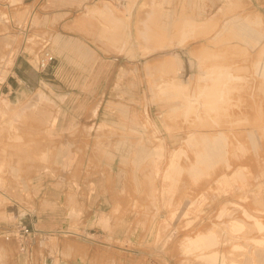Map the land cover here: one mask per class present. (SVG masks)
Returning <instances> with one entry per match:
<instances>
[{"label":"rangeland","instance_id":"374dc122","mask_svg":"<svg viewBox=\"0 0 264 264\" xmlns=\"http://www.w3.org/2000/svg\"><path fill=\"white\" fill-rule=\"evenodd\" d=\"M183 20L189 31L179 27ZM44 41L63 71H43V85L8 96L3 85L15 59L36 63ZM263 50L264 0H0V221L11 224L0 244L14 249L0 264H19L13 259L20 255L30 264L15 228L33 226L20 218L32 208L16 195L28 193L29 202L41 176L55 185L86 183L90 195L104 182L120 186L107 209L90 203L70 213L85 220L84 236L63 233L79 234L76 227L42 232L40 241L55 248L85 247L83 257L62 252L66 260L205 264L184 252L183 240L210 228L223 241L209 252L215 264L238 260L235 246L264 237L254 225L259 219L264 227V70L257 68ZM219 70L237 79L215 83ZM27 79L36 85L34 73ZM216 137L224 153L201 162ZM236 219L248 226L239 234L228 227ZM126 225L136 229L137 242L100 236Z\"/></svg>","mask_w":264,"mask_h":264},{"label":"crops","instance_id":"0c3cea01","mask_svg":"<svg viewBox=\"0 0 264 264\" xmlns=\"http://www.w3.org/2000/svg\"><path fill=\"white\" fill-rule=\"evenodd\" d=\"M50 5V4H49ZM60 11V10H59ZM55 62L45 71L48 72V75H54L58 72L63 71V68H58L59 60L55 57ZM31 58L26 55H19L9 70L8 79L6 83L3 85V90L6 91L8 96L18 97L21 92H32L33 87H39L43 85V76L47 75L44 72H38L36 69V63ZM29 73H34L36 75V85L32 86L27 79V75ZM48 80V78H47ZM47 87L50 88L51 92H53L54 86L52 84H46ZM133 123V121H132ZM189 143L191 142L188 141ZM193 142V141H192ZM224 147V145H223ZM163 149V145H162ZM224 152V148H223ZM194 167V166H193ZM196 169V167H194ZM193 171V169L191 170ZM197 171V169H196ZM194 172V171H193ZM96 191L94 194H88L86 183L79 182L78 187L71 185H55L48 181V179H44V177H40L33 180V185L30 188L29 193L31 194V200L28 202L26 200V196L28 193L22 191L20 194L17 193L16 197L20 198L22 203L21 205H30L32 208L31 212H26L23 217L26 221L25 223L32 224L36 229H38L41 233L38 234L37 239L27 248V252L31 253L30 264H140L137 259L132 261H119V260H99L96 262H92L90 260H82L81 258L77 261L66 260L62 258V252H67L69 249L73 251H79L82 253V257L85 251V247H82L81 243L64 245L59 244L57 248L52 244H49V241H40L42 240L41 234L46 233L47 235H55V232H59V230L63 228H78L77 233L68 232L67 230H63L65 234H72L75 236H84L87 232L85 220H71L70 213L77 211H81V206H86L92 203L97 207V210L107 209L110 204H113L117 201V191L119 189V184L115 182H111L108 184L107 182L102 183V185H95ZM90 201V202H89ZM77 205V209H75V205ZM111 207V206H110ZM19 208V206H18ZM12 208L9 209V211ZM84 210V211H85ZM16 214H20L21 208L17 210L16 207L12 210ZM0 216H2V212H0ZM84 221V222H83ZM17 222V221H16ZM3 223V224H1ZM6 222L0 221V240L3 239L5 241V237L10 235V225L6 226ZM129 225L124 226L122 229H116L112 233H108L105 231L100 232V236L102 238H110L112 240H118L124 238L126 236H130V239L135 243L137 242V238L135 235L136 229L129 231ZM61 232V231H60ZM91 232V231H89ZM52 233V234H51ZM42 234V235H46ZM51 237V236H47ZM44 238V239H47ZM82 239V238H77ZM81 241V240H80ZM10 246L7 243L0 244V257L2 259H7L8 252L12 251ZM14 256V255H13ZM26 256V255H25ZM24 255H20L19 257H14L13 262L19 264H27L26 258ZM35 259V260H33Z\"/></svg>","mask_w":264,"mask_h":264},{"label":"bare ground","instance_id":"6f19581e","mask_svg":"<svg viewBox=\"0 0 264 264\" xmlns=\"http://www.w3.org/2000/svg\"><path fill=\"white\" fill-rule=\"evenodd\" d=\"M52 1L53 0H48V3L49 4H51L52 3ZM135 1V0H134ZM133 4H134V2H133ZM132 6V5H131ZM175 6H176V4H175ZM174 6V7H175ZM187 6V5H186ZM130 8H133V7H130ZM175 8H177V7H175ZM189 9V8H188ZM182 10V9H181ZM184 10V9H183ZM132 11V10H131ZM150 12L152 11V12H154V10H149ZM187 11V10H186ZM199 11V10H198ZM175 12H177V10H175ZM174 12V13H175ZM179 12V11H178ZM181 12V11H180ZM184 12V11H183ZM183 12H182V14H183ZM173 13V12H172ZM155 14V13H154ZM175 14H177V13H175ZM174 14V15H175ZM184 14H185V12H184ZM179 15H180V13H179ZM178 15V16H179ZM186 15V14H185ZM172 16V15H171ZM187 16V15H186ZM198 16H202V12H199V14H198ZM153 17H154V15H153ZM155 18V17H154ZM174 18V17H173ZM172 18V19H173ZM179 18V17H178ZM181 18H183L182 16L180 17V19ZM156 19V18H155ZM175 19V18H174ZM146 20V19H145ZM150 21V20H149ZM167 21V20H166ZM153 22V21H152ZM179 22H181V21H179ZM143 24H144V21L142 22ZM147 23V22H146ZM145 23V24H146ZM169 23V22H168ZM175 23V22H174ZM188 23H189V21L187 22V21H185V20H183L182 21V25L180 24L179 25V27L180 26H186V27H184V28H186V30H188L189 31V26H187L188 25ZM153 24V23H152ZM170 24V23H169ZM256 24L257 25H260L261 24V19L259 20V17H257L256 18ZM171 25V24H170ZM170 25L168 26L169 28H171V27H173V26H171L170 27ZM151 26V25H150ZM178 26V25H177ZM147 27V26H146ZM152 27V26H151ZM163 28V27H162ZM174 28H177V27H174ZM181 28V27H180ZM236 28L240 31V35L241 36H247V37H249L248 35H246L242 30H240L237 26H236ZM143 29V28H142ZM150 29V28H149ZM148 29V30H149ZM179 28H177V30H178ZM182 29V28H181ZM153 30H154V27H153ZM153 30H151V32L153 31ZM173 30V29H172ZM171 30V31H172ZM175 30V29H174ZM173 30V31H174ZM146 31H147V29H146ZM236 31V30H235ZM149 32V31H148ZM147 32V33H148ZM151 32H149L150 34H151ZM160 31H157V33H159ZM156 33V32H155ZM170 33V32H169ZM146 34V33H145ZM163 34V33H162ZM166 33H164L163 35H165ZM238 34H239V32H238ZM151 35H153V33L151 34ZM239 35V36H240ZM181 36L182 37H187V31H184V30H182V34H181ZM150 39V38H149ZM243 39H245V38H243ZM183 41V40H182ZM261 51V50H260ZM263 54V56H262V59H261V61L257 64V68H263V70H264V50H263V52H262ZM260 54V53H259ZM259 56H261V55H259ZM178 56H176V59L178 60L179 58H177ZM247 57V56H246ZM248 59H249V57H247ZM255 58H257V57H255ZM258 59V58H257ZM253 60H254V58H253ZM252 60V61H253ZM254 62V61H253ZM253 64V63H252ZM234 69V68H233ZM232 69V70H233ZM255 69V68H254ZM232 72V71H231ZM264 72V71H263ZM214 71L213 72H211L210 73V76H213L214 75ZM216 74H217V77L215 78V79H213V81L216 83V82H222V81H220L221 79H222V77L223 76H225L226 77V79L227 80H230V79H237V78H233V76H231L230 74H228V73H225V74H222L221 72H220V70L219 71H217L216 72ZM208 76V75H207ZM236 76V75H235ZM238 76V75H237ZM206 79V75L204 76H201L200 77V81L199 82H201V81H204ZM234 81V80H233ZM202 83V82H201ZM200 83V84H201ZM199 84V83H198ZM233 84V83H232ZM238 84V83H237ZM244 84V83H243ZM222 85H226V83L223 81L222 82ZM201 87V86H200ZM230 88V87H229ZM243 89V88H242ZM241 92V91H240ZM218 98H219V100L220 99H222V93L221 94H219L218 96H217ZM231 97V96H230ZM234 98V97H233ZM235 99V98H234ZM233 99V100H234ZM189 103L192 105V100L191 99H189ZM236 104V103H235ZM233 109V108H232ZM235 109V108H234ZM208 146L206 147V153L205 154H203V155H201V157H200V155H199V157L201 158L200 160H201V162H209V161H211V159H212V157H219L220 158V156H222V154L224 153L223 152V140H222V138L221 137H216L215 139H213L212 140V142H210V143H208L207 144ZM200 149V148H199ZM202 149V148H201ZM201 150H199V152H200ZM155 153H156V151H153V153H148V155L150 156L151 154L152 155H155ZM161 154V153H160ZM143 157V156H142ZM141 157V158H142ZM200 161L198 162V163H201ZM206 164V163H205ZM175 168V163L171 166V168H170V170H172V169H174ZM199 167H197L196 166V169H198ZM194 169V168H193ZM171 175H170V172L168 171L167 172V174H166V178H169ZM147 177V176H146ZM148 178V177H147ZM144 179H146V178H143V180ZM149 179V178H148ZM147 179V180H148ZM151 180V179H150ZM145 181V180H144ZM149 181V180H148ZM141 182H142V180H141ZM155 182V181H154ZM145 183H146V181H145ZM150 183V182H149ZM156 183V182H155ZM146 185H147V183H146ZM149 185H151V184H149ZM148 185V186H149ZM145 186V185H144ZM153 186V185H152ZM155 186V185H154ZM151 187V186H150ZM149 187V188H150ZM141 188H142V186H141ZM147 188V187H146ZM154 188V187H153ZM158 190V189H157ZM143 192V191H142ZM144 193V192H143ZM146 194V193H145ZM144 194V195H145ZM147 194H148V191H147ZM145 198V197H144ZM146 198H147V196H146ZM145 198V199H146ZM149 198V197H148ZM144 199V200H145ZM150 199V198H149ZM147 200V199H146ZM149 201H151L152 202V200H149ZM149 201H147L148 203H149ZM150 202V203H151ZM236 209V208H235ZM238 210V209H237ZM238 211H236V213H237ZM223 213H224V211L222 210L221 211V213L219 214V216H218V218H221L222 216H223ZM145 214V213H144ZM235 214V213H234ZM153 215V214H152ZM155 215H157V214H155ZM240 215V214H239ZM259 215H262V214H259ZM144 216V217H143ZM142 217L143 218H145V215H143ZM147 217V216H146ZM155 217V216H154ZM156 217H158V216H156ZM143 218H141V221H144V219ZM149 218V217H148ZM239 218V217H238ZM143 219V220H142ZM158 221V220H157ZM145 222V221H144ZM144 222H139L138 223V225H140V224H142V223H144ZM150 222V221H149ZM137 224V223H136ZM135 224V225H136ZM147 224H148V221H147ZM146 225V224H145ZM254 225H255V227L257 226V227H262L263 229H264V227L262 226V224H260V222H259V219H255V222H254ZM144 226L142 225V228H143ZM146 227H148V226H146ZM228 227L230 228V230L232 231V233L234 232V233H236V234H239V232H241L242 230H243V228H245V227H248L247 225H246V223H244L242 220H235V221H233V222H230L229 224H228ZM144 229V228H143ZM213 229H208L206 232H200L198 235H196V236H194V237H189V236H186L185 238H184V240H183V242L185 243L184 245V252L186 253H188V254H191L192 252H194V253H196L197 254V258H198V260L199 261H201V262H203V263H205V264H215L216 263V260H215V257L213 256V255H211L209 252L211 251V249L212 248H214V247H217V246H219V245H221L220 243H223V241H222V237H221V235H220V233L219 232H217V231H212ZM251 231H253V228L251 229ZM155 232V231H154ZM145 233H146V231H145ZM52 234V233H51ZM47 235V234H46ZM50 235V234H49ZM85 238V237H84ZM182 242V243H183ZM224 242H226V240H224ZM228 242H226V244H227ZM250 243H252L254 246H251V244ZM225 246V245H224ZM234 250H237V252L239 253V259L238 260H230V261H228L227 263H225V262H223L222 264H264V237H262L261 239H258V240H256L255 238H253L252 240H251V242H247V239H246V241H245V245H244V247H241V246H235L234 247ZM230 257V256H229ZM230 259V258H229Z\"/></svg>","mask_w":264,"mask_h":264},{"label":"built area","instance_id":"2783aa9c","mask_svg":"<svg viewBox=\"0 0 264 264\" xmlns=\"http://www.w3.org/2000/svg\"><path fill=\"white\" fill-rule=\"evenodd\" d=\"M48 42H43V47L36 59V69L40 72L46 71L48 67L55 61V56L48 49ZM41 232L34 226H27L25 224H18L15 228L16 240L18 248L21 252L27 250V243L36 238L37 234Z\"/></svg>","mask_w":264,"mask_h":264}]
</instances>
